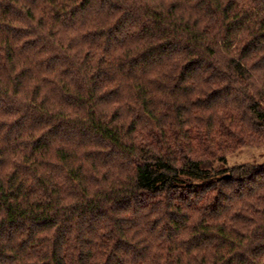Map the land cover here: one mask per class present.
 <instances>
[{
	"label": "clouds",
	"instance_id": "obj_1",
	"mask_svg": "<svg viewBox=\"0 0 264 264\" xmlns=\"http://www.w3.org/2000/svg\"><path fill=\"white\" fill-rule=\"evenodd\" d=\"M0 264H264V0H0Z\"/></svg>",
	"mask_w": 264,
	"mask_h": 264
},
{
	"label": "trees",
	"instance_id": "obj_2",
	"mask_svg": "<svg viewBox=\"0 0 264 264\" xmlns=\"http://www.w3.org/2000/svg\"><path fill=\"white\" fill-rule=\"evenodd\" d=\"M142 179L144 180L145 183H147L149 186H151L154 182H158L159 180L165 179L164 177H159L156 178V180L154 181L151 173H145L142 177Z\"/></svg>",
	"mask_w": 264,
	"mask_h": 264
}]
</instances>
